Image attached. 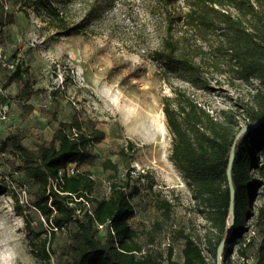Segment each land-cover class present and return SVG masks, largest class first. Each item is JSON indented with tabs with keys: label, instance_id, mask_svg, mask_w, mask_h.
<instances>
[{
	"label": "trees",
	"instance_id": "obj_1",
	"mask_svg": "<svg viewBox=\"0 0 264 264\" xmlns=\"http://www.w3.org/2000/svg\"><path fill=\"white\" fill-rule=\"evenodd\" d=\"M81 1L88 6L87 15L75 21L68 14L66 0H0V27L14 22L10 9L18 6L26 12L28 5L39 20L46 21L58 33L83 35L89 26L88 15L92 18L99 14L110 1ZM154 2L161 5L164 35L151 57L163 73L177 74L197 86L202 82L200 71L210 59V66L225 65L235 80L251 87L246 96L216 110L177 86L170 85L171 95L162 97V110L171 133L169 159L206 211V245L216 257L231 216L226 174L233 141L245 125L264 116V0H179L177 12V0ZM6 3L9 10L5 9ZM3 79L4 87H17L16 98L27 113L35 110L29 104L32 95L47 92L35 90L19 65L6 68ZM104 135L93 123L84 126L77 117H61L48 141L29 148L16 140L14 148L19 152L13 153L22 157L18 168L25 172L31 204L38 215L36 221L29 212L22 215L31 251L45 264H51L62 233L69 264H207L198 242L184 231H178L183 239L179 260L174 258L170 246L165 253L146 248L131 221L136 214L132 199L140 192L139 177L134 178L130 171L121 176L116 162H102L111 171L108 191L102 196L96 194V179L78 167L95 158L90 148ZM3 144L0 143V151L6 149ZM131 147L128 142L120 154L126 157ZM70 164H75L73 173H67ZM231 182L234 223L222 250L221 264H231L228 243L238 245L235 252L239 257L264 264V120L238 138ZM256 199L260 203L255 207ZM163 205L169 208L165 201ZM15 207L20 214L24 212L18 201ZM251 219L257 235L246 239L243 233ZM97 224H107L104 233L97 230Z\"/></svg>",
	"mask_w": 264,
	"mask_h": 264
},
{
	"label": "rangeland",
	"instance_id": "obj_2",
	"mask_svg": "<svg viewBox=\"0 0 264 264\" xmlns=\"http://www.w3.org/2000/svg\"><path fill=\"white\" fill-rule=\"evenodd\" d=\"M109 1L102 12L92 18L88 15L89 26L83 35L58 33L39 20L31 6H25L23 12L18 6L10 9L6 3L5 9L13 11L15 20L0 27V143L19 152L14 148L16 140L29 148L48 141L61 117H77L84 126L93 123L105 135L90 148L95 158L78 168L96 179V194L108 191L111 171L103 167L104 160L116 162L121 176L134 171L131 175L139 177L140 192L132 199L136 214L131 221L146 248L165 253L170 246L179 260L183 239L178 231H184L198 242L207 264H217V259L221 264L224 248L217 249L215 257L206 245V211L169 159L171 133L162 97L171 95V86H177L216 110L246 96L251 87L235 80L225 65L210 66V59L200 71L202 82L197 86L177 74L163 73L151 57L164 35L161 5L155 0ZM66 3L72 20L86 17L84 1ZM179 30L176 20V35ZM16 65L35 90L47 91L32 95L29 104L35 110L31 113L18 102L14 84L3 86L6 68ZM128 142L132 147L123 157L120 149ZM21 164L22 157L10 150L0 158V264H45L31 251L26 237L22 215L29 212L35 221L38 215L31 204L25 172L18 168ZM16 201L24 209L22 214L16 210ZM259 203L256 199L254 206ZM253 230L251 219L243 236L250 239L257 235ZM62 237L60 233L51 264L70 263ZM237 247L226 245L230 263L253 264L252 259L236 254Z\"/></svg>",
	"mask_w": 264,
	"mask_h": 264
},
{
	"label": "water",
	"instance_id": "obj_3",
	"mask_svg": "<svg viewBox=\"0 0 264 264\" xmlns=\"http://www.w3.org/2000/svg\"><path fill=\"white\" fill-rule=\"evenodd\" d=\"M264 120V116L257 122H255L254 124H250V125H245L240 131L239 133L236 135L232 147H231V151H230V155H229V163H228V168H227V179H228V186H229V190H230V196H231V201H230V210H231V216H230V221H229V227H228V231L226 236L224 237V239L220 242L219 246H218V250L220 247H224V245L227 243L230 234L232 232V228H233V223H234V214H233V210H234V203H233V197H234V190H233V185L231 182V166H232V162L234 159V149L236 146V142L238 140V138L247 130H249L251 127L255 126L258 122L263 121ZM222 252V251H221ZM217 264H220L219 260L217 259Z\"/></svg>",
	"mask_w": 264,
	"mask_h": 264
},
{
	"label": "built area",
	"instance_id": "obj_4",
	"mask_svg": "<svg viewBox=\"0 0 264 264\" xmlns=\"http://www.w3.org/2000/svg\"><path fill=\"white\" fill-rule=\"evenodd\" d=\"M7 150H10L11 152H15L14 149H9V148H6L2 151H0V158L3 159V157L5 156V153H7ZM75 171V164H70L68 167H67V173H73ZM131 174L134 173V171H130ZM59 174H61V172H59ZM106 225L107 224H97V230L100 232V233H104V231L106 230ZM111 233H113L112 229H110Z\"/></svg>",
	"mask_w": 264,
	"mask_h": 264
}]
</instances>
